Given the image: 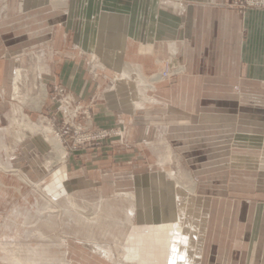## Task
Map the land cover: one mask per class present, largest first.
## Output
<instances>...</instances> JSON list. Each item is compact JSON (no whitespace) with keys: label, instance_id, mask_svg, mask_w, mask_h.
I'll return each instance as SVG.
<instances>
[{"label":"rangeland","instance_id":"374dc122","mask_svg":"<svg viewBox=\"0 0 264 264\" xmlns=\"http://www.w3.org/2000/svg\"><path fill=\"white\" fill-rule=\"evenodd\" d=\"M8 7L0 4V13ZM45 54L36 48L0 57V264H264V172L241 174L230 156L202 163L197 155L188 163L164 129L138 141L128 115L119 127L96 126V105L115 91L123 72L96 83L95 99L82 101L44 82ZM17 70L22 78L15 90ZM135 87L144 92L155 86ZM112 140L117 151L136 156L110 163L102 147ZM140 147L152 154L147 161L138 159ZM89 148L99 154L91 157ZM142 172L163 173L170 186L159 190L153 180L156 191H143V205L160 209L171 201L177 210L180 193L178 220L147 226L157 223L132 198L133 178ZM150 234L158 244L148 242Z\"/></svg>","mask_w":264,"mask_h":264},{"label":"crops","instance_id":"0c3cea01","mask_svg":"<svg viewBox=\"0 0 264 264\" xmlns=\"http://www.w3.org/2000/svg\"><path fill=\"white\" fill-rule=\"evenodd\" d=\"M235 1L0 0L10 5L0 13V57L42 48L44 82L61 85L82 101L95 99L96 83L128 73L105 103L96 105V126L119 127L128 115L138 141L164 129L188 163L197 155L202 163L230 156L241 174L264 172V10H240ZM165 66L182 73L158 80ZM148 81L152 90H136L137 82ZM117 145L112 140L102 147L110 163L126 164L136 156L117 151ZM138 150L140 161L152 155L146 147ZM87 152L99 154L93 148ZM162 174L133 178L137 210L157 223L147 226L172 223L182 212L175 191L177 210L171 201L160 209L143 205L144 192L170 188Z\"/></svg>","mask_w":264,"mask_h":264},{"label":"built area","instance_id":"2783aa9c","mask_svg":"<svg viewBox=\"0 0 264 264\" xmlns=\"http://www.w3.org/2000/svg\"><path fill=\"white\" fill-rule=\"evenodd\" d=\"M235 7H238L240 10H247V9H255V10H264V0H237L235 1L234 5ZM94 63H97L96 59L93 58L92 60ZM96 69L97 66L92 67V73L96 76ZM126 74V73H125ZM177 74H179L178 70H172L170 67L165 66L161 69L160 74L158 75V80L161 81H170L173 77H175ZM127 75V74H126ZM121 77V74L119 75ZM120 77H116V81L120 79ZM70 98V96H69ZM81 111L80 108H76V112ZM98 137H92L90 141L97 140Z\"/></svg>","mask_w":264,"mask_h":264},{"label":"bare ground","instance_id":"6f19581e","mask_svg":"<svg viewBox=\"0 0 264 264\" xmlns=\"http://www.w3.org/2000/svg\"><path fill=\"white\" fill-rule=\"evenodd\" d=\"M123 74V75H122ZM121 75H122V77H121V79L120 80H124L125 78L127 79L128 77H127V75L125 74V72H123ZM124 76V77H123ZM21 78H22V73H21V71L20 70H17L16 71V76H15V82H16V87H15V90H18L19 88H18V86H17V83H19V81L21 80ZM207 219V218H206ZM204 221H205V219H204ZM206 222H207V220H206ZM179 227V226H178ZM173 229V228H172ZM174 231H175V229H174ZM173 231V232H174ZM164 232V231H163ZM162 232V233H163ZM161 233V234H162ZM160 234V235H161ZM166 233H164V235H165ZM159 235V236H160ZM150 236V238H148V236H147V238H148V242H150V243H155V244H158V243H156V242H158V240L156 241V238L152 235V234H150L149 235ZM158 236V237H159ZM161 238H163L162 236H160ZM167 237H168V235H167ZM181 237V236H180ZM164 238H166V236L164 237ZM163 238V239H164ZM204 238V233L203 232H201L200 233V239L202 240ZM162 239V240H163ZM173 239H174V237H173ZM183 239V238H182ZM161 240V239H160ZM171 240V239H170ZM176 240V239H175ZM184 240V239H183ZM188 240V239H187ZM187 240H186V242H187ZM168 241V240H167ZM13 243V242H12ZM145 243V242H144ZM179 243V242H178ZM154 244V245H155ZM148 245V244H147ZM173 245H175V244H173ZM159 246H160V242H159ZM158 246V247H159ZM169 246V245H168ZM185 246V245H184ZM161 247H165V246H161ZM180 247H182V246H180ZM140 249H141V247H140ZM165 250L167 249V247L166 248H164ZM163 249V250H164ZM170 249V248H169ZM173 249H175V248H173ZM185 249V248H184ZM148 250V249H147ZM182 250H183V247H182ZM170 251V250H169ZM160 252V251H159ZM4 253V252H3ZM162 253H164V251H162ZM174 253V252H173ZM159 254V253H158ZM165 254H167L166 252H165ZM170 254V253H169ZM179 255H181V254H179ZM160 256V255H159ZM159 256H157V254H156V257H159ZM161 257H162V255H161ZM167 257V256H166ZM149 258H152V256H150V255H148V259ZM160 258V257H159ZM3 259V258H2ZM171 259V258H170ZM169 259V260H170ZM181 259V256H180V258L178 257V260H180ZM168 260V261H169ZM177 261V260H176ZM176 261H175V263H176ZM183 262V261H182ZM182 262H180V263H182ZM180 263H178V264H180ZM173 264V263H172Z\"/></svg>","mask_w":264,"mask_h":264}]
</instances>
